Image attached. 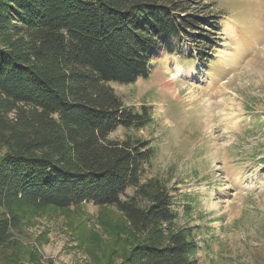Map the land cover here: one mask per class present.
I'll return each mask as SVG.
<instances>
[{
  "label": "trees",
  "instance_id": "trees-1",
  "mask_svg": "<svg viewBox=\"0 0 264 264\" xmlns=\"http://www.w3.org/2000/svg\"><path fill=\"white\" fill-rule=\"evenodd\" d=\"M195 3L0 0V249L26 211L91 203L125 221L129 246L118 264H198L200 246L177 223L173 194L162 178H144L154 148L110 137L151 115L109 85L147 77L155 54L172 51L167 39L212 49L216 20L194 13Z\"/></svg>",
  "mask_w": 264,
  "mask_h": 264
},
{
  "label": "rangeland",
  "instance_id": "rangeland-1",
  "mask_svg": "<svg viewBox=\"0 0 264 264\" xmlns=\"http://www.w3.org/2000/svg\"><path fill=\"white\" fill-rule=\"evenodd\" d=\"M193 10L216 20L213 48L167 39L172 51L155 54L147 77L110 82L128 108L151 115L110 137L154 148L144 178H162L173 194L198 264H264V0H198ZM177 66L195 78L174 77ZM128 238L112 207L43 206L22 215L0 264H118Z\"/></svg>",
  "mask_w": 264,
  "mask_h": 264
},
{
  "label": "bare ground",
  "instance_id": "bare-ground-1",
  "mask_svg": "<svg viewBox=\"0 0 264 264\" xmlns=\"http://www.w3.org/2000/svg\"><path fill=\"white\" fill-rule=\"evenodd\" d=\"M179 75L184 76L185 78L194 79L195 78V70L192 68L184 69V68L177 66L176 67V76H174V77H177Z\"/></svg>",
  "mask_w": 264,
  "mask_h": 264
}]
</instances>
